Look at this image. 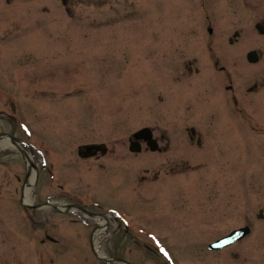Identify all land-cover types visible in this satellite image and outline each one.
Masks as SVG:
<instances>
[{
  "label": "rangeland",
  "instance_id": "obj_1",
  "mask_svg": "<svg viewBox=\"0 0 264 264\" xmlns=\"http://www.w3.org/2000/svg\"><path fill=\"white\" fill-rule=\"evenodd\" d=\"M10 1L0 0V133L50 149L58 179L52 188L46 169L36 175L32 201L62 193L65 201L93 200L90 209L98 214L127 211L133 236L113 221L96 246L132 264H166L144 236L149 231L162 235V247L179 264H264V218L258 217L264 211V86L244 94L264 81V61L252 64L246 57L264 50V35L255 28L264 19V2L259 10L252 2H209L213 37L222 32L225 42L216 48L233 71L232 82H222L213 61L217 74L208 67V13L198 0H67L71 13L62 0ZM236 31L241 36L231 44ZM191 59L203 73L189 79L184 73ZM226 84L246 96L243 115L223 104ZM221 105L227 119L218 124L214 111ZM17 118L33 136L15 128ZM180 123L196 124L204 146H191ZM147 125L158 135L169 126L172 148L182 147L189 164L198 165L195 172L185 165L167 199L163 155L129 150V138ZM92 142H105L111 152L82 160L79 146ZM24 163L13 146L0 152V264H105L96 257L90 229L72 219L76 215L47 220L49 207L25 210ZM158 173V180L149 178ZM173 201L185 202L179 222L170 221L165 206ZM246 224L252 232L243 240L208 251L207 244Z\"/></svg>",
  "mask_w": 264,
  "mask_h": 264
},
{
  "label": "flooded vegetation",
  "instance_id": "obj_2",
  "mask_svg": "<svg viewBox=\"0 0 264 264\" xmlns=\"http://www.w3.org/2000/svg\"><path fill=\"white\" fill-rule=\"evenodd\" d=\"M209 1H212V0H209ZM238 3L240 2H244V3H247V2H252V4H257L256 7H257V10L261 9V7L263 6L261 3L264 2V0H236ZM262 24H264V19H262V21H260ZM258 51V49H257ZM213 54V58L216 59L215 61V64L216 65H220L221 61L223 59H219V58H216L214 56H216V54L214 52H211ZM258 61L257 63L259 62H262L264 61V50H261V51H258ZM194 63L195 61H191L189 60L187 62V68L188 70L187 71V75H194V74H201L202 71L200 70V68L194 66ZM221 71L224 72V70H227L226 67H221L220 69ZM225 74H227V80L231 81L232 79V76H231V73L225 71ZM211 81V80H210ZM216 85V84H215ZM228 86L230 85H225V88L227 89ZM264 86V81L263 82H256L253 86L250 87V90L251 91H256L258 90L260 87H263ZM222 87V86H221ZM251 91H248V92H251ZM222 100H225L226 99H229L232 97V95H222ZM241 97H242V94H241ZM220 98V96L218 97ZM226 107L230 110L229 106L226 105ZM220 110H222V113L220 112ZM216 113V116H218L217 118V123L220 124L221 120L223 119H227V110L226 108H222V109H216L214 111ZM180 125L182 127H185L186 128V131L187 133L189 134V143H191L190 145L191 146H197L198 148H201L202 146H204V143H205V138H204V134H202L200 132V130H198V126L196 124H192V126H188V125H184L183 123H180ZM175 126V125H174ZM191 127H194L195 130H192L190 129ZM165 130V132H163L161 135H158L156 134V128L152 127V131H153V135L154 137L156 138L157 140V145H156V149L153 150L152 146L148 143H143V145L145 146L144 147V151H147V152H151V153H160L163 155V159L165 160L164 164H163V172L164 174L166 175L164 177L165 179V182H166V185L164 186L166 188V191L164 192L163 196H164V199H167L169 197H171V195L174 194V191H171L169 190V187L170 186H173L174 185V178L177 176V174L179 172H185L186 169L184 170V167L185 165L187 164V168H188V172H191V168L193 167H196L198 165H194V166H191L189 164L190 162V155H188L182 147H174L172 148V137H171V134L169 133V131H166V130H169V126H166L163 131ZM99 154H100V151H98V154L96 157L99 158ZM182 168V169H181ZM160 172V171H159ZM195 172V170H194ZM156 179H158V177L160 176L159 173L158 174H155L154 175ZM151 178L153 179V176H151ZM184 203L185 202H180V201H173V202H168V203H165V206L166 208L168 209L169 211V219H172L170 221H181L183 219V217H178L177 215H179L178 211L177 210H182L183 207H184ZM93 234V233H92ZM91 234V236H92Z\"/></svg>",
  "mask_w": 264,
  "mask_h": 264
},
{
  "label": "water",
  "instance_id": "obj_3",
  "mask_svg": "<svg viewBox=\"0 0 264 264\" xmlns=\"http://www.w3.org/2000/svg\"><path fill=\"white\" fill-rule=\"evenodd\" d=\"M146 132H147V129H143L140 132H138L135 136L136 137L143 136ZM249 233H250L249 227H245L240 230H237L233 232L230 236L224 238L222 241H219L216 244H214L212 248H222L227 245H231L233 242H235L236 240L242 239Z\"/></svg>",
  "mask_w": 264,
  "mask_h": 264
},
{
  "label": "bare ground",
  "instance_id": "obj_4",
  "mask_svg": "<svg viewBox=\"0 0 264 264\" xmlns=\"http://www.w3.org/2000/svg\"><path fill=\"white\" fill-rule=\"evenodd\" d=\"M11 141H9V140H6V139H4V140H2V141H0V145H1V147H8V146H11ZM29 160L30 161H32L31 160V158H29ZM35 170L32 172V174H31V178H30V180H31V183L32 182H34L35 181ZM31 190H32V185H28L26 188H25V194H24V198H25V201L26 202H29L30 200H31ZM102 230V229H101Z\"/></svg>",
  "mask_w": 264,
  "mask_h": 264
},
{
  "label": "snow or ice",
  "instance_id": "obj_5",
  "mask_svg": "<svg viewBox=\"0 0 264 264\" xmlns=\"http://www.w3.org/2000/svg\"><path fill=\"white\" fill-rule=\"evenodd\" d=\"M163 251V250H162ZM165 255H167V253H165Z\"/></svg>",
  "mask_w": 264,
  "mask_h": 264
}]
</instances>
